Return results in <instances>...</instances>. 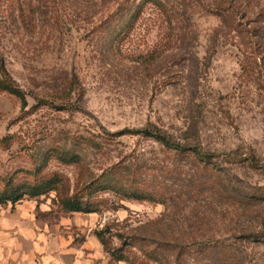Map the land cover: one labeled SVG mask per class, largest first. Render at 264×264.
<instances>
[{
  "label": "rangeland",
  "instance_id": "1",
  "mask_svg": "<svg viewBox=\"0 0 264 264\" xmlns=\"http://www.w3.org/2000/svg\"><path fill=\"white\" fill-rule=\"evenodd\" d=\"M41 184L0 261L264 264V0H0V191Z\"/></svg>",
  "mask_w": 264,
  "mask_h": 264
},
{
  "label": "trees",
  "instance_id": "2",
  "mask_svg": "<svg viewBox=\"0 0 264 264\" xmlns=\"http://www.w3.org/2000/svg\"><path fill=\"white\" fill-rule=\"evenodd\" d=\"M231 8V7H230ZM218 12L222 11H230V9L227 7L226 9L224 8H218L216 9ZM12 89V88H11ZM136 134H141L146 138L153 139L154 141L158 142L162 146L168 148V149H174L180 152H184L186 149L183 147H180L178 144H175L171 142L165 135H163L159 130L153 128L152 130L149 129H144L141 131H135ZM124 134V133H120ZM194 154L197 152L193 151ZM47 184H41V185H31L27 186L25 190H17V189H3L0 191V204H11L15 205L19 203L24 196H29V197H38L44 194L47 190ZM59 204L61 207L66 211V212H74V213H83V214H91L94 213L95 211L90 209L88 203H83L81 200L73 198H60ZM109 229H105V232H108ZM104 232L99 231L96 233L97 238L99 239L101 245L107 250V247L105 245L103 237ZM248 238H254L256 239V236H248ZM110 251V250H109ZM212 254V253H211ZM109 257L113 260H116L117 262L125 261L128 264H135L133 260H128L122 257L121 255H117L116 251H110ZM138 264V263H136Z\"/></svg>",
  "mask_w": 264,
  "mask_h": 264
},
{
  "label": "crops",
  "instance_id": "3",
  "mask_svg": "<svg viewBox=\"0 0 264 264\" xmlns=\"http://www.w3.org/2000/svg\"><path fill=\"white\" fill-rule=\"evenodd\" d=\"M37 246L40 248V250L36 252L39 253L40 257L42 258L41 263L43 264H60L61 263L62 253H65V252L61 251L60 244H56L55 246V248H58L60 250L57 251L55 248L52 249L51 253L49 254L50 256L43 254V251H45V248L44 249L42 248V246L40 245V242L38 243ZM6 247L10 249V251L11 250L12 251L14 250V251L11 252L9 257L5 258L3 256L0 261V264H27L31 258H35V251L30 255L31 257H27L26 254L20 248V244L18 243L11 242V244L8 243ZM74 264H77V263H74Z\"/></svg>",
  "mask_w": 264,
  "mask_h": 264
}]
</instances>
